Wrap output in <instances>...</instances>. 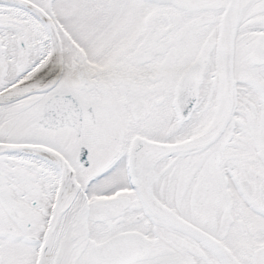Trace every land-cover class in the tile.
Wrapping results in <instances>:
<instances>
[{
	"label": "snow or ice",
	"instance_id": "1",
	"mask_svg": "<svg viewBox=\"0 0 264 264\" xmlns=\"http://www.w3.org/2000/svg\"><path fill=\"white\" fill-rule=\"evenodd\" d=\"M0 264H264V0H0Z\"/></svg>",
	"mask_w": 264,
	"mask_h": 264
}]
</instances>
